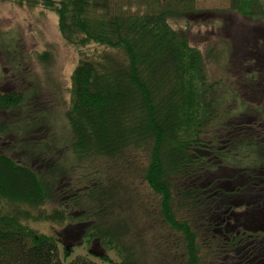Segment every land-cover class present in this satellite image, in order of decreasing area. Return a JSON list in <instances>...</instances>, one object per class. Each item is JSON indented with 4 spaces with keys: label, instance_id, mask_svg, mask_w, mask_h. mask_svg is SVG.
Here are the masks:
<instances>
[{
    "label": "trees",
    "instance_id": "1",
    "mask_svg": "<svg viewBox=\"0 0 264 264\" xmlns=\"http://www.w3.org/2000/svg\"><path fill=\"white\" fill-rule=\"evenodd\" d=\"M1 1L56 14L80 59L69 142L27 78L0 86V264H264V136L238 122L201 50L174 28L196 0L120 11L112 0ZM231 4L264 18V0ZM23 219L84 224L82 242L119 261L71 259L73 245Z\"/></svg>",
    "mask_w": 264,
    "mask_h": 264
},
{
    "label": "rangeland",
    "instance_id": "2",
    "mask_svg": "<svg viewBox=\"0 0 264 264\" xmlns=\"http://www.w3.org/2000/svg\"><path fill=\"white\" fill-rule=\"evenodd\" d=\"M112 2L115 11L122 10L123 6L132 8L137 3L133 0ZM195 7L189 20H179L174 28L185 32L191 45L201 50L206 58L208 79L224 84L223 93L228 94L226 98L238 114L237 121L247 124L254 134L264 136V18L240 15L232 10L231 0H196ZM58 21L56 14L43 7H20L0 0V86L4 85L8 91L14 89L13 83L23 88L16 80L27 78L29 86L37 87L39 101L55 111L57 128L64 141L69 142L71 134L66 129L69 125L64 117V105L70 100L71 78L80 56L78 49L63 39ZM7 47L18 53L13 57L6 55ZM47 51L52 55L48 62L40 57ZM16 63L20 69L12 66ZM9 83L12 89L6 86ZM133 186L140 188L138 182ZM23 223L38 233L59 235L61 243L73 245L71 259L93 251L96 255L109 253L119 261L114 251L98 241L82 242L80 232L84 224L66 225L37 219H23ZM59 247L63 253V245Z\"/></svg>",
    "mask_w": 264,
    "mask_h": 264
}]
</instances>
